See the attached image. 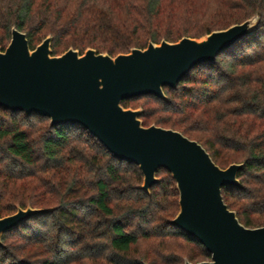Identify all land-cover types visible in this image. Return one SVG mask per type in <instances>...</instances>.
I'll return each mask as SVG.
<instances>
[{"label": "trees", "instance_id": "obj_1", "mask_svg": "<svg viewBox=\"0 0 264 264\" xmlns=\"http://www.w3.org/2000/svg\"><path fill=\"white\" fill-rule=\"evenodd\" d=\"M258 17L256 30L193 67L167 100L143 108L144 126L180 132L224 169L242 163L240 187L222 197L248 228L264 225V0H0V45L12 30L35 49L51 36L53 55L89 48L113 57L149 42L200 38ZM149 193L140 168L117 159L80 125L0 107V218L44 208L6 232L0 264H184L209 260L204 247L170 225L178 212L171 174ZM195 250L189 252V247Z\"/></svg>", "mask_w": 264, "mask_h": 264}, {"label": "water", "instance_id": "obj_2", "mask_svg": "<svg viewBox=\"0 0 264 264\" xmlns=\"http://www.w3.org/2000/svg\"><path fill=\"white\" fill-rule=\"evenodd\" d=\"M257 25L254 16L200 38L149 42L115 57L92 48L53 55L51 36L32 49L26 34L13 28L8 47L0 45V107L48 117L52 126H82L114 157L140 168V189L147 193L159 181L158 172L168 171L178 192V212L169 223L210 255L184 264H264V225L245 227L222 197L224 187H240L243 164L222 169L196 141L175 130L146 127L142 109L122 104L142 95L166 101L164 87L176 88L193 67L213 62ZM52 210L19 207L0 218V245L6 232Z\"/></svg>", "mask_w": 264, "mask_h": 264}, {"label": "rangeland", "instance_id": "obj_3", "mask_svg": "<svg viewBox=\"0 0 264 264\" xmlns=\"http://www.w3.org/2000/svg\"><path fill=\"white\" fill-rule=\"evenodd\" d=\"M138 109H142L143 110V108H138ZM152 126V125H151ZM195 250L193 249V247L192 246H190L189 247V252L190 253H193ZM204 261H206V260H204Z\"/></svg>", "mask_w": 264, "mask_h": 264}, {"label": "flooded vegetation", "instance_id": "obj_4", "mask_svg": "<svg viewBox=\"0 0 264 264\" xmlns=\"http://www.w3.org/2000/svg\"><path fill=\"white\" fill-rule=\"evenodd\" d=\"M210 260V259H209ZM207 261V260H206Z\"/></svg>", "mask_w": 264, "mask_h": 264}]
</instances>
